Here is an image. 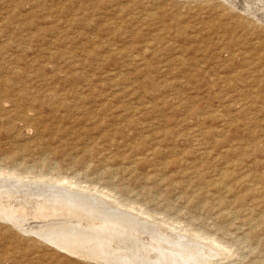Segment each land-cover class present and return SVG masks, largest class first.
I'll list each match as a JSON object with an SVG mask.
<instances>
[{
  "label": "rangeland",
  "instance_id": "1",
  "mask_svg": "<svg viewBox=\"0 0 264 264\" xmlns=\"http://www.w3.org/2000/svg\"><path fill=\"white\" fill-rule=\"evenodd\" d=\"M258 19L228 0H0V204L23 205L26 226L48 207L42 224L151 238L150 262L264 264ZM73 232L100 262L0 216V264L147 260Z\"/></svg>",
  "mask_w": 264,
  "mask_h": 264
},
{
  "label": "bare ground",
  "instance_id": "2",
  "mask_svg": "<svg viewBox=\"0 0 264 264\" xmlns=\"http://www.w3.org/2000/svg\"><path fill=\"white\" fill-rule=\"evenodd\" d=\"M230 3H232L233 5H235V6H237L238 8H240L241 10H243V11H248V12H251V13H253L256 17H258L259 19H262V20H264V1H263V4L261 5V7L259 8V5L262 3L260 0V2L258 1V0H256V1H254V0H249V1H243V0H241L242 2H239V0H228ZM257 1H258V3H259V5H256V3H257ZM251 8H250V7ZM254 8H256V9H254ZM258 19V20H259ZM2 174L0 173V176H1ZM9 175H11V174H8V176ZM12 176V175H11ZM2 181V180H1ZM3 181H6V180H3ZM52 181V180H51ZM9 182V181H8ZM11 182V181H10ZM27 182V181H26ZM35 182V181H34ZM37 182V181H36ZM60 182V181H59ZM28 183V182H27ZM30 183V182H29ZM39 183V182H38ZM62 183V185H68L70 182L69 181H67V182H65V183H63V182H61ZM3 184V183H2ZM2 184H1V186H2ZM5 185H6V183H4ZM3 184V185H4ZM11 184V183H10ZM14 184H16V183H14ZM19 184V183H18ZM21 185H24V187H25V183H22L21 182ZM29 185V184H28ZM10 186V185H9ZM16 186V185H15ZM14 186V187H15ZM32 187V186H31ZM7 188V187H6ZM5 188V189H6ZM28 187H25V189H27ZM8 189V188H7ZM16 189V188H15ZM3 190H4V187H3ZM8 190H10V188L8 189ZM20 190V189H19ZM24 190V189H23ZM31 190V189H30ZM30 190H28V191H30ZM56 190V189H55ZM79 190V189H78ZM5 191V190H4ZM17 191V190H16ZM26 190H24V192H25ZM60 191V190H59ZM1 192V191H0ZM10 192H11V190H10ZM2 193V192H1ZM12 194V193H11ZM14 194V193H13ZM16 194V193H15ZM29 194H30V192H29ZM8 195V194H7ZM10 195V194H9ZM20 195V194H19ZM22 195V194H21ZM14 197H15V195H13ZM23 196H24V194H23ZM4 197H5V193H4ZM3 197V198H4ZM7 197V196H6ZM17 197V196H16ZM24 197H26V196H24ZM11 198V197H10ZM1 199V198H0ZM24 199V198H23ZM34 199H36V198H34ZM41 199V198H40ZM45 199V198H44ZM86 199V198H85ZM7 200H9L8 198H7ZM13 200H14V198H13ZM26 200V199H25ZM79 200V199H78ZM6 201V200H5ZM10 201V200H9ZM21 201V200H20ZM102 201V200H101ZM111 201V200H110ZM1 202V201H0ZM41 202V201H40ZM40 202H38V203H40ZM76 202V201H75ZM105 202V201H104ZM36 203V202H35ZM57 203V202H56ZM21 204V203H20ZM105 204V203H104ZM15 205H18V203L17 204H15ZM36 205V204H35ZM41 205V204H40ZM76 205H77V202H76ZM119 205V204H118ZM25 206V205H24ZM79 206V205H78ZM77 206V207H78ZM109 206V205H108ZM120 206V205H119ZM121 206H123V205H121ZM125 206V205H124ZM80 207V206H79ZM78 207V208H79ZM53 208H55V207H53ZM85 208V207H84ZM113 208V207H112ZM26 208H24L23 207V205H19V206H13V205H9V204H5L4 202H3V204H0V216L2 217V218H4L5 220H7V221H10V222H12V224H14V226L15 227H17L19 230H21V231H23V232H27V234L28 233H34V234H36L37 236H45V237H47V236H49V237H51L52 238V236H56L57 237V239L59 238V240L57 241V239L54 237V240L53 241H50L52 244H55L57 247L59 246V247H61L62 249H64V250H68L69 252H71V253H75V254H77L78 256H81V257H84V258H87V259H94V260H97L98 262H100L99 260H101L102 258H96L95 256V254L92 252V251H84V250H82L83 249V247H82V249H80L81 251H76L75 249L78 247V245H80V243H79V241H81L82 239L79 237V238H77L76 236L74 237V238H71V240L68 242H66V239L64 238V239H62V237L60 236V233L62 234L63 233V235H64V233H67V235L70 233V232H73L74 230L77 232V234H81V235H83V236H81L82 238H84V239H88V241L91 239V238H93V239H96L97 241L99 240V241H103V242H105V243H101V244H109L110 246H113V244L115 243V242H117L118 244L121 242V241H123V243H125L126 244V246H124V247H122L123 249H121L120 251L121 252H124L125 251V253L126 252H128V251H130L131 250V247L133 248V247H135V248H133V250H135V249H141L140 251L141 252H143V254H139V255H142L141 256V258H143V259H147L148 258V254H150V250H149V248H152L153 247V249H156L158 246H147L146 245V243L148 244V242H146L148 239H151V238H146V236H144V238H146L147 240H143L144 242H145V245H144V243H142V240L141 241H139V237H141V235L137 238V236L135 237V236H130L129 234H127V233H125V232H121L122 230H116L115 228H108V227H110L109 226V224L107 223V224H105L104 223V225L103 224H101V225H99L100 223H102V222H100V223H98L100 220H97V219H95V221H98L97 223H98V225H99V228L98 227H90V228H87V226L86 227H81V226H77V225H72V224H70V223H68V222H59V223H53V224H42L43 222H45V218H47V217H50L52 214H54L53 212H52V209L51 208H48V207H45V209H42V212L43 211H45V212H43V213H40L39 211H36L35 212V214H37L38 215V217H37V221H36V224L37 225H24V224H21L20 223V221L18 220V218L15 216V215H18L19 217L21 216V218H22V216L23 215H25V213H28V212H26L27 210H25ZM38 209V208H37ZM51 209V210H50ZM56 209V208H55ZM57 209H58V211H60L61 209L59 208V207H57ZM73 209V208H72ZM30 210V209H29ZM34 210V209H33ZM91 210H92V208H91ZM100 210V209H99ZM106 210V209H105ZM112 210V209H111ZM35 211V210H34ZM57 211V212H58ZM95 211V210H94ZM65 212V211H64ZM74 212V211H73ZM86 213V212H85ZM88 213V212H87ZM102 213V212H101ZM101 213H99V214H101ZM34 214V215H35ZM61 214V213H60ZM140 214V213H139ZM144 214V213H143ZM105 215V214H104ZM142 215V214H141ZM31 216H32V214H31ZM55 216V215H54ZM64 216V215H63ZM96 216V215H95ZM98 216V215H97ZM140 216V215H139ZM57 217V216H56ZM83 217V216H82ZM101 217V216H100ZM108 217V216H107ZM121 217V216H120ZM23 218H25V217H23ZM42 218V219H41ZM52 218H53V216H52ZM55 218V217H54ZM104 218H106V216L104 217ZM135 218V217H134ZM40 219V220H39ZM51 219V218H50ZM90 220H91V218H89ZM140 219V218H139ZM144 219V218H143ZM18 220V221H17ZM44 220V221H43ZM47 220V219H46ZM67 220V219H66ZM71 220V219H70ZM93 220V219H92ZM111 220V219H110ZM141 220V219H140ZM56 221V220H55ZM108 221V220H107ZM114 221H115V219H114ZM148 221V220H147ZM50 223V222H49ZM82 223V222H81ZM109 223H112V222H109ZM123 223V222H122ZM80 224V223H79ZM86 224V223H85ZM92 225V224H91ZM118 225V224H117ZM123 225V224H122ZM112 226V225H111ZM119 226V225H118ZM40 227H44L43 229H40ZM120 227V226H119ZM127 227V226H126ZM126 227H123V228H126ZM40 229V230H39ZM130 229V228H129ZM128 229V230H129ZM73 230V231H72ZM73 233H75V232H73ZM123 233V234H122ZM139 234V233H138ZM73 235V234H72ZM167 235V234H166ZM69 236H71V235H69ZM180 236V235H179ZM67 237V236H66ZM90 238V239H89ZM142 238H143V236H142ZM175 238V237H174ZM201 238V237H200ZM53 239V238H52ZM68 239V238H67ZM132 239H133V243H132ZM202 240H203V237L201 238ZM201 239H199V240H201ZM63 240H65V241H63ZM137 240V242L138 243H140L141 242V244H137L136 246H135V243H137V242H135ZM63 241V243L65 242V244H62V243H60V242H62ZM151 241V240H150ZM94 242H96V241H94ZM132 243L133 244V246H130L131 244H129V243ZM166 242V241H165ZM209 242V241H208ZM100 243V242H99ZM155 243V242H154ZM214 243V242H213ZM97 244H98V242H97ZM143 244V245H142ZM150 244V243H149ZM156 244H157V242H156ZM155 244V245H156ZM163 244H164V242H163ZM163 244H161V246L163 245ZM194 244V243H193ZM205 244H207V243H205ZM82 245V244H81ZM80 245V246H81ZM91 245V244H90ZM92 245H93V243H92ZM96 245V244H95ZM100 245V244H99ZM165 245V244H164ZM163 245V246H164ZM178 245V244H177ZM176 245V246H177ZM182 245V244H181ZM204 245V244H203ZM208 245V244H207ZM196 246V245H195ZM197 246H199V245H197ZM196 246V247H197ZM202 246V245H201ZM217 246V245H216ZM94 247V246H93ZM127 247V249H124V248H126ZM160 247V246H159ZM159 247L157 248V249H159ZM167 247V246H166ZM172 247V246H171ZM185 247V246H184ZM194 247V246H193ZM195 247V248H196ZM203 247V246H202ZM97 248V247H96ZM175 247L173 246V250H175L174 249ZM198 248V247H197ZM196 248V249H197ZM217 248H218V246H217ZM89 249V248H88ZM91 250H93L92 248H90ZM95 249V248H94ZM171 249V248H170ZM204 249V248H203ZM220 249V248H219ZM79 250V249H78ZM98 250V249H97ZM160 250V249H159ZM177 250V249H176ZM176 250H175V252H167V253H165L164 251H162L161 252V254L163 255L162 257L164 258V260L163 261H159V262H156V261H154V262H150V261H148V259L147 260H143V261H138L135 257H136V255H137V253L136 254H132V253H134V252H132L131 253V255H121L120 253H117L116 252V250H115V247H114V253H113V255L112 256H110V257H108V258H110V260H112V262H110V263H108L107 262V260L105 261V263L106 264H116V263H120V264H123V263H125V264H174V261H172V260H175L176 262H177V264H200V259L202 258V256H201V258H198V259H195L196 257H189V258H185L184 257V255L181 253V252H176ZM189 250V249H188ZM199 250V249H198ZM201 250H202V248H201ZM205 250V249H204ZM208 250V249H207ZM218 250V249H217ZM95 251H96V249H95ZM113 251V250H112ZM136 251V250H135ZM139 251V250H138ZM155 251V250H154ZM180 251H183L182 249L180 250ZM197 251V250H196ZM209 251V250H208ZM206 252V253H209V252ZM212 251V250H211ZM214 252H219V251H215V250H213ZM194 252H195V250H194ZM199 253H200V251H198ZM197 252V253H198ZM151 253H153V252H151ZM188 253V252H187ZM216 253V254H217ZM219 253H221V251L219 252ZM96 254H98V253H96ZM157 254V253H156ZM214 254V253H213ZM216 254H214V255H216ZM108 255V254H107ZM188 255V254H187ZM191 254H189L188 256H190ZM200 257V256H199ZM211 257V256H210ZM209 257V258H210ZM134 258H135V260H134ZM166 258V259H165ZM159 259V258H158ZM168 259V260H167ZM206 259V258H205ZM208 259V258H207ZM206 259V260H207ZM151 260V259H150ZM155 260V259H154ZM206 260H204L203 259V261H204V263H205V261ZM171 261L173 262V263H171ZM122 262V263H121ZM176 262H175V264H176ZM203 263V262H202ZM208 263V261L206 262V264ZM101 264V263H100Z\"/></svg>",
  "mask_w": 264,
  "mask_h": 264
}]
</instances>
